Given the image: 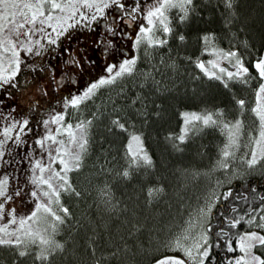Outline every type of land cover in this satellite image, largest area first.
<instances>
[{
  "label": "snow or ice",
  "instance_id": "1",
  "mask_svg": "<svg viewBox=\"0 0 264 264\" xmlns=\"http://www.w3.org/2000/svg\"><path fill=\"white\" fill-rule=\"evenodd\" d=\"M204 8L218 10L221 30L190 37ZM246 24L237 0H0V264H55L68 254L67 229L79 224L71 200L86 195L74 177L86 168L104 177V209L120 210L110 181L155 167L144 128L161 116V69H187L194 88L206 84L223 99L180 109L178 132H166L177 152L209 131L217 140L206 166L183 170L203 181L194 203L153 221L149 264H264V50ZM101 125L109 139L93 160L97 139L106 140ZM164 191L148 186L147 203ZM146 226L133 219L127 235ZM89 246L91 264L121 251L98 256Z\"/></svg>",
  "mask_w": 264,
  "mask_h": 264
},
{
  "label": "trees",
  "instance_id": "2",
  "mask_svg": "<svg viewBox=\"0 0 264 264\" xmlns=\"http://www.w3.org/2000/svg\"><path fill=\"white\" fill-rule=\"evenodd\" d=\"M237 2L241 19L247 21V35L253 47L263 50L264 0H237ZM187 28L190 37L204 30L220 31L221 18L218 10L204 8L203 15H194ZM241 35L243 37L244 33ZM187 47L192 49L194 42L190 40ZM180 63L183 64V61ZM161 74L166 78L164 82L168 86L166 93L157 95V101L162 105L161 116L153 117L144 128L145 142L154 156L155 167L147 171L141 169L130 179L116 178L110 181L115 198L121 204L118 212H108L103 207L97 190L98 184L104 179L103 176L95 175V169L91 167L76 174L74 179L86 189V195L79 200H71L72 210L79 224L73 222L72 227L76 229L75 231H72V228L67 229V232L71 233L69 252L63 257H58L55 264H78L81 259H87L91 264L89 240L95 241L98 256L101 251L112 252L114 246H119L121 249L116 256L108 257L104 264H149L152 254L147 248L151 239L149 230L153 227V221L159 224L169 215H175L181 203H194L203 181L185 176L183 170L207 165L209 155L216 144V133L209 131L198 136L187 143L183 152L174 150L165 139V135L168 131L178 132L180 109L197 108L205 101L212 103L222 100L223 97L210 86L200 82H195L194 88V82L187 75V69L177 71L175 74L170 69H161ZM0 99H4L3 93H0ZM19 99L20 97L17 96L16 100ZM11 102L16 101H6V103ZM100 135H105L106 140L102 144L97 139L93 160L109 139L102 125L97 129V137ZM123 142L119 137L113 140L115 149L111 155L117 157L113 163L120 160L117 153L123 152ZM201 144L208 146V154L201 155ZM93 160L89 161L90 165ZM157 183H162L165 191L152 204H148L147 187ZM133 219H139L147 226L138 235L129 237L127 235L129 222ZM125 243L128 244L127 251L124 250ZM141 245L144 250H141Z\"/></svg>",
  "mask_w": 264,
  "mask_h": 264
},
{
  "label": "flooded vegetation",
  "instance_id": "3",
  "mask_svg": "<svg viewBox=\"0 0 264 264\" xmlns=\"http://www.w3.org/2000/svg\"><path fill=\"white\" fill-rule=\"evenodd\" d=\"M52 62H53L54 64L58 63V61H57L56 59H54Z\"/></svg>",
  "mask_w": 264,
  "mask_h": 264
},
{
  "label": "rangeland",
  "instance_id": "4",
  "mask_svg": "<svg viewBox=\"0 0 264 264\" xmlns=\"http://www.w3.org/2000/svg\"><path fill=\"white\" fill-rule=\"evenodd\" d=\"M264 50V49H263Z\"/></svg>",
  "mask_w": 264,
  "mask_h": 264
}]
</instances>
